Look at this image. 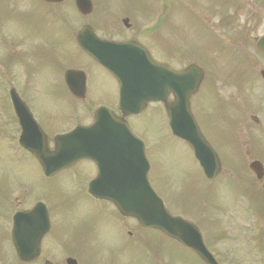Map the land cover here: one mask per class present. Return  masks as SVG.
<instances>
[{"label":"rangeland","instance_id":"1","mask_svg":"<svg viewBox=\"0 0 264 264\" xmlns=\"http://www.w3.org/2000/svg\"><path fill=\"white\" fill-rule=\"evenodd\" d=\"M136 5L142 3V0H135ZM38 5V4H37ZM117 7H120L116 4ZM39 6V5H38ZM40 7V6H39ZM249 7L246 6L239 15L237 22L239 25H243V22L248 20L249 28H251L252 21L255 19L253 16L249 15L247 11ZM67 13H71L73 10L69 4L64 7ZM34 11V10H33ZM254 15L255 13L259 15V27L257 29V35L264 34V11L256 10L253 8ZM5 12V9L3 10ZM9 14V12H8ZM34 19L31 24L20 25L19 29L13 30L9 28V31L16 33L14 35L15 40H21L25 43V51L32 54V58H27L24 56L21 58L20 62L30 68L33 77L37 78L36 75L40 71L41 78L45 77H56L53 79V84L49 86V90L52 92L61 93V98L50 99V101L45 98L37 95L33 99L34 108L42 113H53L63 115L74 107L72 106V100L69 97L64 95V90L62 87H59V77L62 71L63 64L65 63L66 67H71V63L78 61L85 62V65L88 68V91L90 96L88 101L85 104L79 105L77 107L78 111L82 113L84 120L91 115L94 108L97 106H107L112 107L115 99L110 98L111 91L108 82H105L103 73H98L99 82L96 83V69L91 66L86 60L83 59L75 51L72 45V35L71 31L75 26L78 17L70 16L68 18V26H56L54 24L47 23L48 19L42 17L39 11H34ZM179 15H182L180 12ZM3 20V19H2ZM52 21V18L49 19ZM215 19L214 21H217ZM93 22L91 19L88 20ZM154 21H149L152 23ZM213 22V21H210ZM214 23V22H213ZM80 23H77L76 27ZM180 26L182 31L186 32L181 33L180 37V50H184L186 53H192L193 59L196 50L201 47H207L211 44V37L206 35V39L199 40L198 37L190 36L188 33L193 34H202L204 32L203 26L198 19L197 15L192 11H186L183 13L182 18L180 19ZM255 33V34H256ZM167 45H170L172 48L176 47L177 44L173 36L169 35V38L166 36L164 40ZM222 44H224L222 42ZM236 45V44H235ZM60 47L62 49L61 62L59 64H51L50 56L54 52L55 48ZM5 56H11L10 47L4 46ZM230 49L225 50L221 53V61H232L235 57L228 55ZM183 53H178V55H171L168 52H165L163 58L173 67L179 68L184 64L185 59H182L180 55ZM239 57V56H238ZM234 58V59H233ZM240 58V57H239ZM49 62V64H47ZM62 66L61 68H58ZM232 67L238 71L241 75H246L249 72V69L242 67L240 70L235 66V61L232 62ZM254 70V69H253ZM4 69L0 67V76L3 75ZM250 73V72H249ZM8 76V81L20 86L23 83V72L22 69L16 68L14 72L10 71ZM249 76V75H248ZM256 78L252 76L250 82L254 83ZM208 82V80H207ZM257 83V82H256ZM7 84L4 86L3 90L5 92ZM105 85L106 89L103 87ZM208 93H202L197 100L203 102L207 100ZM258 95V92L255 93ZM56 101V102H54ZM3 96H0V129L4 132L5 136L0 135V194L10 195L13 190H23V189H33L30 181L37 179L35 169L29 165L31 172H27V164L23 163L21 159L24 158L23 154L16 150V144H12L9 140L11 138V130L7 127L6 120V111L7 105ZM133 129L137 132L141 140L144 142L147 149V157L153 168V173H155V179L151 180V186L153 189L157 190L156 187H161L164 195L160 194L162 200H164L167 208L174 213L175 207H172L168 201L173 200L178 205L182 206H191L193 209L202 212H205L207 215L214 216V218H219L223 228L224 225H227V229L230 232L231 239L226 242H219L218 244L213 245V251L221 259L223 264H263L262 254H257L256 246L254 243H250L246 237L250 238L251 235H254L248 222L240 223L236 216L228 217V214H219L217 208H213L211 203L212 198L208 196L202 190V181L200 170L195 162L192 154L189 149L181 143L179 140L175 139L169 132L165 115L162 109L157 105H151L148 107L146 112L135 119L132 123ZM211 140L213 136L207 131ZM15 143V142H14ZM36 170V171H35ZM86 188V180L81 176L74 177L72 180L66 177H61L57 179L52 186L53 192L56 194L65 191V189L72 192L81 191L82 196H84V190ZM85 198V197H84ZM168 199V201H167ZM215 204L223 207L238 208L239 200L237 197L229 198L228 196H218L216 198ZM173 208V209H172ZM212 208V209H211ZM191 210V208H187ZM228 209V208H226ZM220 211V208H219ZM101 212V211H100ZM233 213V212H232ZM204 218L206 217L202 213ZM225 220V223H224ZM115 223V219L110 216L105 219L102 212L100 216L96 218V226L106 227V236L104 241L109 246H105L103 242L100 243V247L97 251L101 252L100 258H96V261H100L102 257V252L109 250V255L115 257V262L119 263L122 260L121 251L118 249L119 241L114 236V229L110 228ZM165 247L168 248L165 244ZM161 247L160 252L166 259L169 264H178L181 260L190 262V264H201L198 260L193 257L187 256L183 251L175 249L173 246H169L168 249ZM232 251L226 254V251ZM226 256L227 259L223 258ZM126 257V256H125ZM129 259L131 264H142L143 259L139 251L133 250L129 254ZM189 264V263H187Z\"/></svg>","mask_w":264,"mask_h":264},{"label":"flooded vegetation","instance_id":"2","mask_svg":"<svg viewBox=\"0 0 264 264\" xmlns=\"http://www.w3.org/2000/svg\"><path fill=\"white\" fill-rule=\"evenodd\" d=\"M6 4H16L20 0H1ZM36 2L37 0H32ZM42 2L41 0H39ZM26 2V1H25ZM39 2V4H40ZM43 3V2H42ZM47 10L50 7H57L60 5H51L43 3ZM96 8V3H95ZM111 13H101L97 16L108 17ZM131 16L128 13L118 14L117 20L140 19L145 20L141 13H135ZM60 18H64L63 13H58ZM98 19V21L100 20ZM96 19V20H97ZM106 37L102 36V30L96 29V35L116 41L135 40L139 41V34L143 31L134 29V35H130L131 29L124 30L118 24H107L103 30ZM142 44V43H141ZM58 50L50 56L52 64H59L61 57L55 55ZM97 67V66H96ZM98 68V67H97ZM96 70V83L99 82ZM110 79V78H109ZM108 82L111 95H115L114 82L110 79ZM53 84V79L46 83V89L43 95L49 99L61 98V93L49 90V86ZM105 86V85H103ZM59 87L64 90V95L68 97L67 90L63 83L59 80ZM85 98L88 95L87 83L85 87ZM33 114L42 129L47 133L48 138L51 139L56 133L64 132L71 124L72 114L64 113L63 115L53 113H42L36 109ZM234 124L235 130L241 133V136L246 140L249 148L255 147L259 142L260 132L251 127H244L240 120L235 116ZM264 119V116H261ZM252 121H255L251 119ZM230 118L225 110L216 119L214 123L218 125L223 123L228 125ZM256 123L259 124V121ZM17 127V124L14 125ZM233 130V129H232ZM67 131V130H66ZM208 131L218 143H223L225 148L232 146V141L235 138V131L228 132V128L221 130L220 133L214 130V125H208ZM243 142V141H242ZM51 144V140H49ZM233 166L229 168L230 182L237 187V191L242 194H264V176L257 180L255 176L249 171V166L252 162L258 161L263 165L264 163L253 157V153L242 158H230ZM34 164H36L34 162ZM236 167H235V166ZM237 169V172H233ZM39 178L36 183V188L30 190H16L11 195L0 194V264H102L101 261L111 257L109 250L102 252L97 251L100 243L103 242L105 246L104 237L106 236V227L96 226V218L102 212L105 219L112 216L115 223L110 228L114 229V236L119 241L118 249L121 251V256H126L124 260H129V254L132 252L133 245L140 247L145 232L139 228L132 220L124 219L114 212L113 208L99 201L90 198L84 190V196L81 191L72 192L65 189L58 194L53 192V183L61 178L66 177L72 180L74 177L81 176L89 180L94 175V167L91 163L81 162L74 167L67 169L61 173L56 174L52 178H44L42 173H36ZM88 177V178H87ZM236 190V189H235ZM85 197V198H84ZM263 205H252L254 215L261 212ZM101 211V212H100ZM164 238L159 235V244H164ZM158 246L160 251L161 246ZM155 249L149 250L153 254Z\"/></svg>","mask_w":264,"mask_h":264},{"label":"water","instance_id":"3","mask_svg":"<svg viewBox=\"0 0 264 264\" xmlns=\"http://www.w3.org/2000/svg\"><path fill=\"white\" fill-rule=\"evenodd\" d=\"M143 62V68L136 73L134 72L137 66L134 63L129 66L125 77L133 79L129 81L119 79L121 112L123 115L136 113L144 107L147 101H163L173 135L185 141L192 148L204 172L215 173L213 170V166L216 165L214 156L201 139L200 134L195 132V126L188 116V99L198 85L197 80L201 79V70L191 66L181 73H175L164 65L154 63L146 54H144ZM134 86H143V88L136 89ZM169 92H172L175 98L172 103L166 102ZM136 94H144L146 97L134 99L132 96ZM109 118L111 122L104 124L106 123L104 119L108 118L102 111L99 112L94 127L88 129L93 132L89 135L90 142L85 146L84 152L69 156L81 155L80 157L93 159V157L96 158V141H115L119 143L118 145H122L120 142H125L127 148L132 149L133 153H128L127 156L122 157L123 161H119V163H124L127 169L116 172V177L110 180L109 193L104 195V199L114 204L121 214L132 216L144 226L159 229L169 237L179 240L207 264H216L205 251L199 232L180 218L169 215L150 190L147 184L148 165L140 142L125 124ZM101 124L114 126V130L110 131L114 136L98 140L102 132L97 127ZM185 125H188L189 128ZM30 151L32 150L30 149ZM32 154L38 158L48 157L47 154H36L33 151ZM102 156H107V154ZM109 156L111 157V154ZM98 164H102V162H98ZM92 187H96V180ZM187 228L191 229V238L183 236L184 229Z\"/></svg>","mask_w":264,"mask_h":264}]
</instances>
